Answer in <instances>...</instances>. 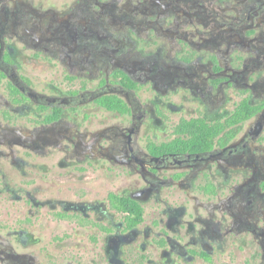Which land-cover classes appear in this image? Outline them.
<instances>
[{
    "label": "flooded vegetation",
    "instance_id": "obj_1",
    "mask_svg": "<svg viewBox=\"0 0 264 264\" xmlns=\"http://www.w3.org/2000/svg\"><path fill=\"white\" fill-rule=\"evenodd\" d=\"M0 264H264V0H0Z\"/></svg>",
    "mask_w": 264,
    "mask_h": 264
},
{
    "label": "rangeland",
    "instance_id": "obj_2",
    "mask_svg": "<svg viewBox=\"0 0 264 264\" xmlns=\"http://www.w3.org/2000/svg\"><path fill=\"white\" fill-rule=\"evenodd\" d=\"M158 133L160 135H162L163 131L162 130H159ZM121 185L125 187L126 186V182H125V180L118 179V186H121Z\"/></svg>",
    "mask_w": 264,
    "mask_h": 264
},
{
    "label": "trees",
    "instance_id": "obj_3",
    "mask_svg": "<svg viewBox=\"0 0 264 264\" xmlns=\"http://www.w3.org/2000/svg\"><path fill=\"white\" fill-rule=\"evenodd\" d=\"M205 131H206V129H203V130H201V132L204 134L205 133ZM200 136V135H199ZM200 137H204V136H200Z\"/></svg>",
    "mask_w": 264,
    "mask_h": 264
}]
</instances>
